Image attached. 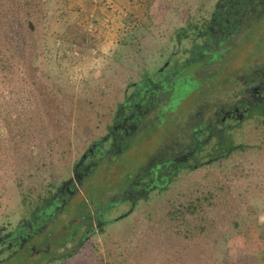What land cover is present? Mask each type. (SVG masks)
I'll list each match as a JSON object with an SVG mask.
<instances>
[{
    "label": "rangeland",
    "instance_id": "obj_1",
    "mask_svg": "<svg viewBox=\"0 0 264 264\" xmlns=\"http://www.w3.org/2000/svg\"><path fill=\"white\" fill-rule=\"evenodd\" d=\"M217 2L0 0V228L16 227L28 208L73 176L83 155L108 134V105L123 102L141 74L165 67L177 50L176 31L210 20ZM261 35L264 20L248 44L237 43L222 82L249 68ZM184 106L188 111L191 102L184 99ZM240 125L232 132L236 151L228 159H208L210 165L182 172L169 190L137 207L111 209L104 233L90 236L71 260L55 264H264V125ZM163 131L141 145L136 138L108 172L92 175L41 231L40 237L55 230L46 246L31 245L42 252L57 249L53 242L78 221L84 201L114 191L99 187L114 185L120 175L135 176L150 160L147 150L166 136ZM148 133L145 128L138 137ZM244 217L253 225L243 230ZM35 255L30 250L9 264L49 258Z\"/></svg>",
    "mask_w": 264,
    "mask_h": 264
},
{
    "label": "trees",
    "instance_id": "obj_2",
    "mask_svg": "<svg viewBox=\"0 0 264 264\" xmlns=\"http://www.w3.org/2000/svg\"><path fill=\"white\" fill-rule=\"evenodd\" d=\"M263 20L264 0H218L210 20L204 24L190 22L176 31L174 42L177 50L168 56L165 67L153 74H141L132 83V92L125 93L123 102L118 98L108 105L111 112V118L108 119L110 122L106 124L108 134L95 141L94 145L99 149L96 150L93 145L90 149L93 153L90 150L85 153L87 160H83V155L73 171V174L81 175V179H78L82 186L95 173L102 170L108 172L107 169H111L115 158H121L122 152L125 155L131 149L128 147L130 144L120 145V129L126 118L125 104L140 103L147 107L145 112L135 108L127 109L137 128L139 129L138 122L144 126L139 134L145 128L149 132L139 136H144L142 141L136 137L137 145H141L162 127V133L166 136L159 144L152 146L155 156H149L150 160L142 164L135 176L120 175L117 178L119 182L116 180L114 185L99 187L103 190L112 186L114 191L106 190L102 199L89 197L90 202L84 201L77 210L78 221L62 230L60 241L58 239L53 242L55 245L58 243V248L50 251L49 258L43 264L67 262L74 258L88 243L90 236L105 232L106 226L111 222L106 221V216L113 211L111 209L125 205L137 207L140 202L149 201L154 194L169 190L170 186L177 183L182 172H194L210 165L211 163L205 162L208 159L211 162L226 160L236 151L232 132L242 123L224 126L222 130H218L221 129L218 125L222 123L219 113L225 106L248 96L245 90H248V84L264 64V49H261L264 47V36L261 35L259 41L253 45L249 68L229 73L232 76L225 82L222 80L228 74L226 65L236 58L234 56L237 43L248 44L260 30ZM185 89L190 90L191 97L186 94ZM184 99L191 102L188 111L184 106ZM113 100L115 99L111 97L107 102L110 104ZM247 120L264 125V102L254 105L245 122ZM152 147L147 152H151ZM90 160L94 162L89 163ZM70 179L60 185L61 187L58 186L56 193L52 194L50 191L51 197L28 208L25 214L27 217H23L16 227H7L2 233V237H5L2 239L3 243L7 244V238H11L12 233L18 236L25 232L40 237V229L53 225L55 217L50 218V204ZM122 218H119V222ZM249 224L253 225L244 217L243 230ZM53 231L55 230L45 231L47 240ZM22 256L25 257L22 251H5L0 254V264H9L13 258L20 261ZM261 259H264V251Z\"/></svg>",
    "mask_w": 264,
    "mask_h": 264
},
{
    "label": "flooded vegetation",
    "instance_id": "obj_3",
    "mask_svg": "<svg viewBox=\"0 0 264 264\" xmlns=\"http://www.w3.org/2000/svg\"><path fill=\"white\" fill-rule=\"evenodd\" d=\"M163 72V70H161ZM251 84V85H250ZM248 90H245V93H248L242 100L239 99L233 104H230L228 106H225L224 109H222L219 113V116L221 117L222 123L218 125L222 130L224 126L230 127L231 124H238L243 123L246 120V117L249 115L250 110L253 109L254 105H259L264 102V64L263 67L256 72V75L254 76V79L250 81L248 84ZM129 98V97H128ZM126 99V101L128 100ZM127 106V109H133L140 110L141 112L146 111V106L142 105L140 103H127L125 104ZM127 109H124L126 118L124 119L122 123V127L120 129L122 134V142L120 145L123 144V146L126 144H132L133 139L136 138L139 134V132L144 128L141 122H138L139 129L137 128L136 124H134L132 117L128 115ZM143 110V111H142ZM141 123V124H140ZM114 142V140H113ZM159 144V143H158ZM95 149L99 147L93 146ZM97 150V149H96ZM92 151V150H90ZM93 153V151H92ZM150 154V156L153 158L155 156V149L152 147L151 152H147ZM85 156V155H84ZM87 160V155L85 158V161ZM84 175V173H82ZM80 174L74 173L71 177L70 181L65 183L62 186V190H60L58 194H56V198L54 199V202L50 204L52 206V210L50 213V218H56L60 212L63 213L64 209L66 208L67 202L71 199V196L75 195L78 190H80L83 186L79 183V179H81ZM79 177V179H78ZM64 189L66 191H64ZM62 193V194H61ZM123 203V202H122ZM121 204V203H120ZM31 228V227H30ZM42 229L39 231L41 232ZM25 231V230H24ZM0 233V254L5 253V251L11 250L12 253L22 251L23 255H26V253L30 250L35 251V256H39L41 254H49L50 252H42L41 249L36 250L34 245H31L33 241H36L38 246H46L47 238L43 236V238L38 237L37 235H30L29 233H25L24 235L19 233L18 236L11 235V238H7V244L5 245L3 243L4 240H2L5 237H2V233ZM10 237V236H9ZM49 237V236H48ZM28 249V250H27Z\"/></svg>",
    "mask_w": 264,
    "mask_h": 264
},
{
    "label": "water",
    "instance_id": "obj_4",
    "mask_svg": "<svg viewBox=\"0 0 264 264\" xmlns=\"http://www.w3.org/2000/svg\"><path fill=\"white\" fill-rule=\"evenodd\" d=\"M85 158H86V155L83 157V160H84ZM5 229H6L5 227L0 228V233L3 232V231H5Z\"/></svg>",
    "mask_w": 264,
    "mask_h": 264
}]
</instances>
